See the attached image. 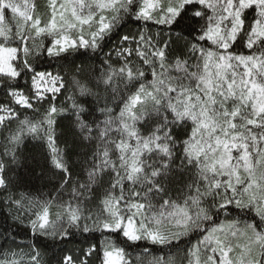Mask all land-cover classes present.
I'll list each match as a JSON object with an SVG mask.
<instances>
[{
    "label": "snow or ice",
    "instance_id": "snow-or-ice-1",
    "mask_svg": "<svg viewBox=\"0 0 264 264\" xmlns=\"http://www.w3.org/2000/svg\"><path fill=\"white\" fill-rule=\"evenodd\" d=\"M46 9L0 0V264H264V0Z\"/></svg>",
    "mask_w": 264,
    "mask_h": 264
},
{
    "label": "trees",
    "instance_id": "trees-1",
    "mask_svg": "<svg viewBox=\"0 0 264 264\" xmlns=\"http://www.w3.org/2000/svg\"><path fill=\"white\" fill-rule=\"evenodd\" d=\"M36 3L38 5V10L41 13H45L47 11L46 9L47 0H36ZM135 30H136V25L129 24L122 31L128 32ZM105 51H107V49H105ZM89 55L92 54L90 53ZM93 62L94 59L88 60L89 64H92ZM25 154L28 157V159L26 161H22L21 166L17 169L18 175H14V179L19 184V191L26 192L31 195L39 194L37 190H41L46 193L49 187L47 180L39 178L40 169L41 166L43 165V160L40 158L39 150L33 149L31 145H29V148ZM4 212H5L4 209H0V231H3V229L7 227V223H10V221H8L7 223L4 221L3 218ZM16 239L18 242L20 241L27 242V239L23 232L17 235ZM86 246L87 245L83 244L81 242V239L77 236L76 238L65 241L61 245L50 247L48 249H42V252L44 253L45 261H47L48 264H55L54 260H52V257L54 255L57 256V258L62 256L64 254V251H61V248H63L65 251H71L75 253L78 249ZM90 264H96V261L92 260Z\"/></svg>",
    "mask_w": 264,
    "mask_h": 264
}]
</instances>
